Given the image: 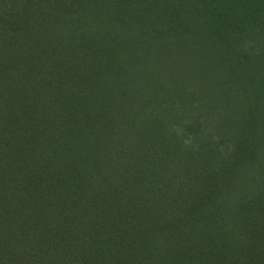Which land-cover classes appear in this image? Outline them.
<instances>
[{"label":"trees","instance_id":"obj_1","mask_svg":"<svg viewBox=\"0 0 264 264\" xmlns=\"http://www.w3.org/2000/svg\"><path fill=\"white\" fill-rule=\"evenodd\" d=\"M0 264H264V0H0Z\"/></svg>","mask_w":264,"mask_h":264}]
</instances>
